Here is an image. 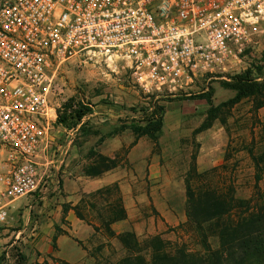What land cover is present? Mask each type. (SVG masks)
Masks as SVG:
<instances>
[{
  "label": "rangeland",
  "instance_id": "obj_1",
  "mask_svg": "<svg viewBox=\"0 0 264 264\" xmlns=\"http://www.w3.org/2000/svg\"><path fill=\"white\" fill-rule=\"evenodd\" d=\"M223 82L253 93L238 102H227L236 90ZM203 92H210L209 101L200 97ZM49 97L56 108L54 141L47 157L51 181L44 192L10 204L0 228V264H56L53 258L41 259L35 243L49 229L63 233L62 225L69 226L70 218L77 223L73 234L67 233L87 256L95 257L94 264H116L124 256L147 259L149 241L155 236L169 255L181 251L186 256H203L201 234L185 215V179L189 175L196 191L204 194L208 190L211 197L222 196L226 201L235 198L231 212L202 223L213 249L219 247L220 228L234 223L245 209L236 200L250 199L249 210L262 206L264 18L250 27L248 40L236 48L222 72L199 78L176 94L147 95L131 85L122 68L111 71L95 60H69L57 68ZM79 106L89 108L80 120L70 119L72 125L57 121L58 110L70 116ZM152 117L162 120L157 145L147 136L134 141L130 125L144 124ZM203 122L209 126L195 131ZM136 144V151H131ZM61 152H66L65 157L85 158L92 173L115 169L111 167L115 164L122 174L127 172L129 182L131 175L138 176L141 191H156L158 209L132 205L131 217L123 226L113 220L114 215L126 217L115 185L82 197L80 204L63 203L60 191L65 165L57 156ZM145 153L148 155L142 157ZM192 156L196 167L189 174ZM160 212L175 220L167 223ZM122 232L134 234L138 244L127 237V247L123 246L116 238Z\"/></svg>",
  "mask_w": 264,
  "mask_h": 264
},
{
  "label": "built area",
  "instance_id": "obj_2",
  "mask_svg": "<svg viewBox=\"0 0 264 264\" xmlns=\"http://www.w3.org/2000/svg\"><path fill=\"white\" fill-rule=\"evenodd\" d=\"M263 18L264 0H0V228L51 181L61 64L95 60L144 94H176L222 72Z\"/></svg>",
  "mask_w": 264,
  "mask_h": 264
},
{
  "label": "trees",
  "instance_id": "obj_3",
  "mask_svg": "<svg viewBox=\"0 0 264 264\" xmlns=\"http://www.w3.org/2000/svg\"><path fill=\"white\" fill-rule=\"evenodd\" d=\"M223 85L225 87H233L236 90L234 96L227 101L230 103L238 102L243 97L252 95L253 93V90H247V88L241 85L231 86L232 84H229L228 82H223ZM209 94L210 92H203L200 94V97L208 99ZM64 107L67 108L68 106L65 104ZM88 110L89 108L86 106H79L73 111V114H70V116H67L65 112L61 113L60 110H58L57 121L64 125H72V122L70 124L68 123L70 119L80 120ZM208 126L209 122H203L197 129H195V131H200ZM161 127L162 120L153 117L147 119L144 124L130 125V129L134 134V141L141 136H147L155 145L158 143V133ZM119 128L122 129V125L119 126ZM111 167H115V164ZM195 167L196 163L194 161V156H192L189 174L195 170ZM87 172L93 175L99 174V172L92 173L89 171V168H87ZM189 178L190 175L185 179V215L200 232L205 254L203 256H192L187 254L188 256H186L179 251L175 254L169 255L164 249H161L162 241L155 236L149 241L150 246L148 245V247L151 249V254H147L149 256L147 259L145 257L133 258L131 256H124L120 258L116 264H264V193L261 194L262 206L257 209L249 210L250 199L236 200L237 204H239V206L244 205L245 209L236 217L234 223H227L220 228L219 247L213 249L206 241L202 223L231 212L234 208L232 203L235 202V198H232L231 196L230 200L226 201L222 196L219 198L211 194V197L209 194L210 191L208 190H205L204 194L196 191L192 187ZM212 198L218 199L212 200ZM77 216L82 218L81 214L78 212ZM124 218L125 214L120 217L113 216V220ZM127 237H129L134 244H138V241L135 240L136 238L134 234L131 232L116 234V238H118L119 242L125 247H127ZM62 263L69 264L66 262Z\"/></svg>",
  "mask_w": 264,
  "mask_h": 264
},
{
  "label": "crops",
  "instance_id": "obj_4",
  "mask_svg": "<svg viewBox=\"0 0 264 264\" xmlns=\"http://www.w3.org/2000/svg\"><path fill=\"white\" fill-rule=\"evenodd\" d=\"M94 114L96 112L91 115ZM136 147L137 144L133 146L131 151H136ZM63 153L66 152H61L57 155L58 161L60 163L63 161L65 165V174L62 178L60 191L62 192L61 201L63 203H69L70 205L80 204L82 197L96 193L109 185H115L119 189V195L126 213V217L118 221L123 226L127 225L128 219L131 217L130 207L132 205L135 206V209L144 207L145 205L149 207L152 205L155 209H158L159 199L156 191L154 189L148 193L146 190L145 192L141 191L138 176L131 175L129 182L127 172L125 171L122 174V171H118V166L113 167L115 169L111 168L98 175H93L87 172L89 164H85V158H80L76 155H68V157H65ZM147 155L145 153L142 157ZM160 215L164 217L167 223H172L175 220L172 219V216L171 220H168L163 212H160ZM70 219L69 226L62 225L64 229L63 233L58 234L53 228L49 229L35 243L40 253V258L43 260H51L53 258L57 261L56 264L60 262L69 264H94L95 257L87 256V252L83 246L67 233L73 234L77 223L74 219ZM121 231L120 229L117 232Z\"/></svg>",
  "mask_w": 264,
  "mask_h": 264
}]
</instances>
